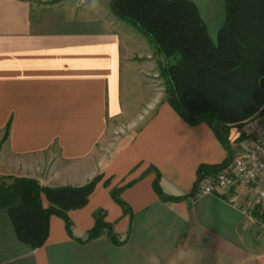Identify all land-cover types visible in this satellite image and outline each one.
I'll use <instances>...</instances> for the list:
<instances>
[{
  "label": "crops",
  "instance_id": "obj_1",
  "mask_svg": "<svg viewBox=\"0 0 264 264\" xmlns=\"http://www.w3.org/2000/svg\"><path fill=\"white\" fill-rule=\"evenodd\" d=\"M191 1L214 41L228 19L247 49L229 72L198 68L185 102L190 112L212 111L231 127L237 156L255 140L242 125L264 109V0ZM100 6L0 0V175L52 188L101 176L88 204L69 212L72 235L53 215L38 249L18 239L8 209L0 208V264H264V202L252 187L179 200L154 189L150 167L166 196L194 193L199 167L221 164L228 151L210 125L188 123L166 93H143L137 80L145 66L134 58L146 54L152 69L154 56L157 64L161 58ZM125 125L138 130L119 135ZM132 181L121 193L131 216L111 190ZM98 209L125 242L115 245L107 234L77 240L93 228Z\"/></svg>",
  "mask_w": 264,
  "mask_h": 264
},
{
  "label": "trees",
  "instance_id": "obj_2",
  "mask_svg": "<svg viewBox=\"0 0 264 264\" xmlns=\"http://www.w3.org/2000/svg\"><path fill=\"white\" fill-rule=\"evenodd\" d=\"M110 9L119 19L129 23L147 37L162 57L161 75L167 83V101L190 124L207 123L228 151L224 162L216 165H201L194 193L179 197L166 196L160 186V172L155 167L157 178L154 189L164 200H179L194 197L198 182L208 174L227 167L235 157L229 139L230 128L212 111L192 113L186 100L194 94L196 72L207 66L220 72H229L239 67L247 57L246 47L231 33L228 19L214 41L207 30L198 7L191 0H110ZM173 60V61H172ZM264 87V77L261 80ZM264 109L256 116H263ZM12 182L0 185V208H7L18 239L32 249L42 247L50 234V218L53 215L64 219L68 233L72 235L73 222L69 212L85 207L101 176L83 186L47 187L30 177H10ZM132 181L111 190L112 198L124 210L133 215L131 208L122 200V191ZM107 184V182H106ZM44 198L48 205L44 206ZM95 224L81 243H88L104 234L120 245L112 223L106 221V211L94 212Z\"/></svg>",
  "mask_w": 264,
  "mask_h": 264
},
{
  "label": "built area",
  "instance_id": "obj_3",
  "mask_svg": "<svg viewBox=\"0 0 264 264\" xmlns=\"http://www.w3.org/2000/svg\"><path fill=\"white\" fill-rule=\"evenodd\" d=\"M243 130L255 137L253 147L237 155L224 169L208 174L196 187L197 196L218 194L233 187H252L258 201L264 202V120L263 116L254 117L246 122Z\"/></svg>",
  "mask_w": 264,
  "mask_h": 264
},
{
  "label": "rangeland",
  "instance_id": "obj_4",
  "mask_svg": "<svg viewBox=\"0 0 264 264\" xmlns=\"http://www.w3.org/2000/svg\"><path fill=\"white\" fill-rule=\"evenodd\" d=\"M75 3H97L98 5L100 4V8L102 7L104 13H106V15H108V17H113L115 19V21L117 23H119L120 25H124V26H127V27H130V29L132 31H135L140 37L146 39L149 41V43L151 45L154 46V44L147 38L145 37L144 35H142L136 28H134L132 25H130L129 23L117 18L111 11L110 9V0L107 1V0H74ZM154 55H156L160 62L162 61V57L157 53L156 51V48L154 46ZM155 58V56H154ZM153 58V61H154V68L155 69H152V65H150V63H146L147 60H149L147 58V55H141L140 57H135L134 60L135 62H137V64H141L143 66H145L143 68V72H142V75H143V78L141 79V83L139 84V81L137 80V83L138 85H140L144 90H143V93L145 94L146 91L150 92V94L153 92V93H159V92H163V93H166V89H167V83H166V79L161 75V69H160V62L158 61V64L157 62H155L156 58L154 59ZM173 61V60H172ZM131 82V81H130ZM167 95V94H166ZM146 98V97H145ZM138 130V126H133V127H129V125H125L123 127H120L116 130V132L121 135L123 134L124 132H127L128 135H132L134 134V132ZM111 134L113 136H117V134H115V132H111ZM11 176H8V175H0V185L4 184V183H10L12 182V179L10 178ZM259 202L256 204L257 206H259Z\"/></svg>",
  "mask_w": 264,
  "mask_h": 264
}]
</instances>
